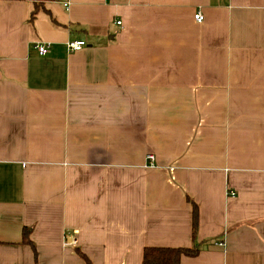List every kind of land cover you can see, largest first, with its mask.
I'll use <instances>...</instances> for the list:
<instances>
[{
	"label": "crops",
	"instance_id": "obj_1",
	"mask_svg": "<svg viewBox=\"0 0 264 264\" xmlns=\"http://www.w3.org/2000/svg\"><path fill=\"white\" fill-rule=\"evenodd\" d=\"M147 246L264 264V0H0V264Z\"/></svg>",
	"mask_w": 264,
	"mask_h": 264
},
{
	"label": "trees",
	"instance_id": "obj_2",
	"mask_svg": "<svg viewBox=\"0 0 264 264\" xmlns=\"http://www.w3.org/2000/svg\"><path fill=\"white\" fill-rule=\"evenodd\" d=\"M30 1H32L35 6H39L48 0H30ZM33 14L34 13H32V16ZM195 218H196V211H194L192 236L195 235V229H196ZM196 252L197 249L194 246H191L189 248L147 246L143 249L141 264H179V260L182 255L191 256V255H195ZM83 258L86 264H89L87 258L85 256H83Z\"/></svg>",
	"mask_w": 264,
	"mask_h": 264
},
{
	"label": "built area",
	"instance_id": "obj_3",
	"mask_svg": "<svg viewBox=\"0 0 264 264\" xmlns=\"http://www.w3.org/2000/svg\"><path fill=\"white\" fill-rule=\"evenodd\" d=\"M65 5L67 6V3H65ZM194 19L197 22H201L203 20V15L200 12H196L194 14ZM117 24H120L121 21H116ZM86 45V42L84 40L81 39H72V40H68L66 43V47L68 49L69 52H74V51H78L80 49H82L84 46ZM36 50L38 52L39 55H44L48 52V45L44 42L38 43L36 44ZM146 159L149 162L154 161V155L151 153L146 154ZM234 193L232 191H230V195H233Z\"/></svg>",
	"mask_w": 264,
	"mask_h": 264
}]
</instances>
